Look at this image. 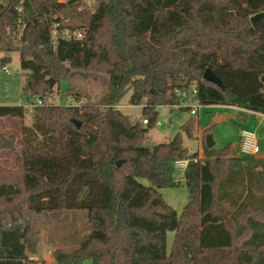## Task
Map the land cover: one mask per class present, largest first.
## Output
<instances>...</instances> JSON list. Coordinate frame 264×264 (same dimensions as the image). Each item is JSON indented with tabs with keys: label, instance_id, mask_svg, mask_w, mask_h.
<instances>
[{
	"label": "trees",
	"instance_id": "16d2710c",
	"mask_svg": "<svg viewBox=\"0 0 264 264\" xmlns=\"http://www.w3.org/2000/svg\"><path fill=\"white\" fill-rule=\"evenodd\" d=\"M85 2L0 3V119L25 118L20 96L46 102L23 124L20 149L0 136V152L16 158L14 169L0 170V264H264V219L256 216L264 214V158H234L231 144L205 145L201 157L181 132L145 144L157 107L181 102L193 87L203 105L264 115V19L250 20L264 0ZM15 51L21 73L7 74ZM207 69L223 86L204 78ZM76 78L100 81L105 99L81 102ZM55 91L77 104L48 103ZM128 93L131 105L145 101L146 125L117 107ZM196 125L190 117L181 130L194 138ZM181 159L190 160L189 202L179 215L160 189L179 183ZM82 211L90 231L75 249L56 250L53 263L34 257L48 214Z\"/></svg>",
	"mask_w": 264,
	"mask_h": 264
},
{
	"label": "rangeland",
	"instance_id": "374dc122",
	"mask_svg": "<svg viewBox=\"0 0 264 264\" xmlns=\"http://www.w3.org/2000/svg\"><path fill=\"white\" fill-rule=\"evenodd\" d=\"M5 0H0V3H4ZM85 4L88 7H92L95 4V0H86ZM2 54L0 53V56ZM12 60L7 65L12 74L21 73V57L18 51L10 53ZM4 76V72L0 68V98L3 97L1 79ZM20 84L15 88H11L13 92L12 97L19 93V89L24 85L25 78L21 76ZM72 84L80 91L81 102H101L105 99L107 89L104 85L97 80H83L76 78ZM15 86L12 84V87ZM10 93V92H9ZM128 93L122 101L118 104V108L132 116L134 119L143 118L142 109L140 107L131 105L129 103ZM53 100L55 103L61 101V95L55 91L53 94ZM64 99V98H62ZM66 99V98H65ZM72 97H68L67 100H72ZM159 116L158 124L155 125L148 134L146 145H154L162 142L169 141L177 133L181 132L184 139V144L189 148L191 153H198L201 157H204V146L206 140L203 141L202 137L197 139L187 137L181 130L182 125L190 118L195 117L199 121V129L203 130L209 123V116L211 113L217 115V112H225L220 108L209 109L207 107H201L198 110L197 115H192L189 111L181 109L171 110L169 108L158 107ZM229 118H232L229 123L220 122L211 131L213 141L215 142V149L226 145L229 141L236 142L240 136V130L242 128H249L254 130L264 138V118L256 114L247 113L244 111H230L228 113ZM23 124H32L31 112L26 113L24 119L16 117H4L0 119V136L5 138L14 137L17 149H20V141L22 137V126ZM232 139V140H231ZM16 166L15 155L9 150H3L0 152V170H12ZM174 177L179 183L174 186H168L160 189L165 201L171 205L179 215L184 211V208L189 202V189L185 182L184 171L176 166ZM139 181L147 186L151 185V182L146 178H139ZM257 217L264 219V214L256 215ZM49 223L40 227L38 251L34 254V257L40 259H48V263H53L54 253L58 249L65 251H72L75 249L81 238L89 233L90 227L88 225V212L82 211L73 213L67 217L58 218L55 215L48 214ZM175 233L169 232L167 243L168 249L172 247V242ZM51 260V262L49 261ZM82 264H93L91 259H85Z\"/></svg>",
	"mask_w": 264,
	"mask_h": 264
},
{
	"label": "built area",
	"instance_id": "2783aa9c",
	"mask_svg": "<svg viewBox=\"0 0 264 264\" xmlns=\"http://www.w3.org/2000/svg\"><path fill=\"white\" fill-rule=\"evenodd\" d=\"M4 69H5V72L7 74L12 73L9 68L5 67ZM196 95H197V88L193 87L191 91H189V92L184 91L181 93V96H182L181 102L174 104V105H159L158 107L174 108V109L189 108L190 113L192 115H196L198 113V110L201 107H206V105L199 103L195 99ZM53 99H54L53 97H50L48 100V103H54V104L61 103V104H65V105L77 104L73 99L72 100L63 99L58 103H55V101ZM17 104L24 106L29 112H32L34 108H36L38 106H42V105L46 104V102L40 97H36L35 99L30 100V99H24L23 97L20 96L17 100ZM217 105L222 106V107H226V108H232V109L240 108L236 105H234V106L224 105V104H217ZM217 105H215V106H217ZM144 106H146L145 101L143 104L138 105L137 107H140L142 109ZM253 113L254 114H260V113H256V112H253ZM261 115H263V114H261ZM142 123L144 125H146L148 123V118H143ZM239 150H240L241 155L243 157H248V158L256 156V155L261 153V149H260V146L258 143V138H257L256 132H254V131L252 132L251 130L245 129V128L240 130ZM189 162H190V160H188V159H181V160H178L176 162V166L179 167L181 170L185 171Z\"/></svg>",
	"mask_w": 264,
	"mask_h": 264
},
{
	"label": "crops",
	"instance_id": "0c3cea01",
	"mask_svg": "<svg viewBox=\"0 0 264 264\" xmlns=\"http://www.w3.org/2000/svg\"><path fill=\"white\" fill-rule=\"evenodd\" d=\"M206 107L209 108V109H212V108L213 109L220 108V109H222L225 112H217V115H213V113H211V115L209 116V119H210L209 120V123H208V125L203 130H200L199 129V125H200L199 124V121H198L197 118H195L196 119V122H197L196 131H195V137H197V139L198 138L200 139L202 137L203 141L206 140L207 134L211 133V131L214 129L215 126H217V124H219L220 122L229 123V121L232 120V118H229L230 115L228 114L230 111L238 110V111H244V112H247V113H252L251 111H248V110L243 109L241 107L240 108H235V109L226 108V107H222V106H219V105H217V106L210 105V106H206ZM256 115L261 116V117L264 118V115H261V114H256ZM207 129L210 130L209 133H205V131ZM245 129H249V128H245ZM249 130H251V129H249ZM251 131L253 132L254 130H251ZM256 134H257L258 143H259V146H260V149H261V153L260 154H258L256 156H253V157H250V158L243 157L241 155L240 150H239V146H240V136H239V139H237L235 143L232 142V141H229L227 143V144H231V150H232V153L231 154H232V156L234 158H236V157H243L247 161H250L253 158H264V138H261V135L259 136V134L257 132H256ZM258 169H260V167ZM184 173H185V171H184ZM35 258L40 259L38 257H35ZM46 260H48V259H46ZM49 261L51 262V260H49Z\"/></svg>",
	"mask_w": 264,
	"mask_h": 264
},
{
	"label": "water",
	"instance_id": "95a60500",
	"mask_svg": "<svg viewBox=\"0 0 264 264\" xmlns=\"http://www.w3.org/2000/svg\"><path fill=\"white\" fill-rule=\"evenodd\" d=\"M264 19V12H260L251 16L250 20L252 24L258 23L260 20ZM204 78L214 84H218L219 86H223L222 80H220L215 74L211 71V69H207L204 73ZM73 123H75L77 128H80L82 122L77 119H72ZM206 145L209 148L214 147L215 142L213 141L212 135L209 133L206 136ZM121 161L117 162V165L120 166Z\"/></svg>",
	"mask_w": 264,
	"mask_h": 264
}]
</instances>
